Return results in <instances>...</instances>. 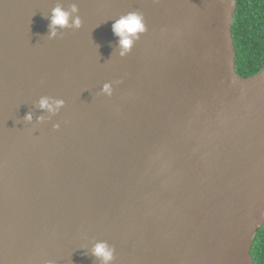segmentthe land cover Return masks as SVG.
<instances>
[{
	"label": "water",
	"instance_id": "water-1",
	"mask_svg": "<svg viewBox=\"0 0 264 264\" xmlns=\"http://www.w3.org/2000/svg\"><path fill=\"white\" fill-rule=\"evenodd\" d=\"M57 6L68 27L50 39ZM235 9L0 0V264H105L97 243L108 264H253L264 67L237 74ZM130 13L145 30L121 56L112 25ZM42 97L65 106L51 115Z\"/></svg>",
	"mask_w": 264,
	"mask_h": 264
},
{
	"label": "trees",
	"instance_id": "trees-1",
	"mask_svg": "<svg viewBox=\"0 0 264 264\" xmlns=\"http://www.w3.org/2000/svg\"><path fill=\"white\" fill-rule=\"evenodd\" d=\"M232 38L235 68L241 77L264 67V0H235ZM253 264H264V224L257 230L251 248Z\"/></svg>",
	"mask_w": 264,
	"mask_h": 264
},
{
	"label": "clouds",
	"instance_id": "clouds-1",
	"mask_svg": "<svg viewBox=\"0 0 264 264\" xmlns=\"http://www.w3.org/2000/svg\"><path fill=\"white\" fill-rule=\"evenodd\" d=\"M72 13L76 12L75 6L71 9ZM70 13L62 10L59 6L53 8L50 16L49 23V38L56 36L57 28L68 27ZM72 27L79 28L80 20L75 17L72 22ZM144 25L142 23V17L135 13H130L124 17H121L112 25L113 34L119 38V47L121 49L120 55L124 56L131 48L132 39L137 34L144 32ZM100 95L105 97H111L112 85L105 83L101 88ZM65 102L63 99L52 100L48 97H42L38 102V108L40 110H46L49 114L55 115L61 108H64ZM25 122L31 123L32 115L27 113L24 117ZM43 118H38V122ZM59 124L53 126V130H58ZM92 255L101 258L105 264H108L112 260V251L104 243H97L92 249Z\"/></svg>",
	"mask_w": 264,
	"mask_h": 264
}]
</instances>
